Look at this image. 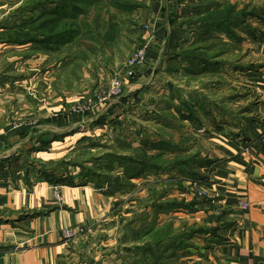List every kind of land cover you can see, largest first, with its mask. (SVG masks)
Returning a JSON list of instances; mask_svg holds the SVG:
<instances>
[{"label": "crops", "instance_id": "crops-1", "mask_svg": "<svg viewBox=\"0 0 264 264\" xmlns=\"http://www.w3.org/2000/svg\"><path fill=\"white\" fill-rule=\"evenodd\" d=\"M63 1L0 0V264L75 263L67 228L97 247L88 264H264V0H83L76 17ZM241 10L254 16L230 27L236 43L210 20ZM31 20L51 24L35 33ZM133 37L150 40L145 65L118 76ZM114 76L120 98L71 112ZM136 118L146 125L127 140ZM142 144L194 164L135 178L114 164L99 184L73 165L80 150ZM50 166L67 183L45 181Z\"/></svg>", "mask_w": 264, "mask_h": 264}, {"label": "trees", "instance_id": "trees-1", "mask_svg": "<svg viewBox=\"0 0 264 264\" xmlns=\"http://www.w3.org/2000/svg\"><path fill=\"white\" fill-rule=\"evenodd\" d=\"M83 0H69L68 3L66 2H62V4L60 3L59 9L61 11L64 10L65 8V4H68L69 6H73L71 8V10H69L70 13L74 14V17H76L78 14H82L83 13V6L85 4H87V2H85L84 4L82 3ZM254 14L251 12H247L245 10H241L239 12H232L229 11V13H221L219 15L216 16L215 19L210 20L212 21H217V30L221 33H223L225 36L234 39L235 41L240 42V38L236 35L235 32L231 31L230 27L233 25L235 27H238L239 25L243 24V21H245V19L247 17H253ZM63 16H61L60 18L62 19ZM61 19H60V23H61ZM232 19V20H231ZM209 21V20H208ZM214 23V22H212ZM28 26L30 27V30L32 32H39V31H45L46 28H48L51 24L50 21L47 22H42L39 23L38 25L36 24V21L31 20L30 22H27ZM70 27V25H69ZM60 28L62 29V32H65V28L66 25H62L60 24ZM250 35L252 34L249 33ZM60 39V37H59ZM63 39V38H62ZM49 40L48 36H43L42 41L38 42L37 41V37L36 35H31L30 33L27 34L26 36V41L27 43H32V44H36V43H42V44H46ZM61 40V39H60ZM203 63L207 64L209 58L204 57L202 58ZM191 119V118H190ZM99 123V122H98ZM148 146L151 149H160L162 147V145H153V144H148V145H141L139 148V151L133 149L132 151V155L127 156V155H120V154H109V152H106L105 150V158L107 157L108 163L113 162V164H118L120 165L119 167H121L123 169V172L126 173H130V176L132 178L138 177L140 175H143L145 173H165V172H170L172 169H176L178 166H182L184 164L190 163V164H194V159H186L183 160L182 158H178L175 157L173 160H169V159H165L163 154H160L158 156H153V155H148L143 149V147ZM103 151V153H104ZM108 155V156H107ZM139 158V159H137ZM68 165H72V164H68ZM73 165L79 167L80 165L74 163ZM57 168V169H56ZM105 170V169H104ZM104 170L102 171L101 169H99L97 172L91 171V170H86L88 173H83L81 174L82 176L85 177H92L96 180V182L99 184L101 182H104L106 180H108L109 175L104 173ZM55 171H61V169L58 170V167L56 166H50L49 168H44V170L42 171V176L45 179V181H47L48 183H67V181H63V180H57V178L54 176L55 175ZM91 171V172H90ZM106 171V170H105ZM193 180H198V178H195ZM70 183H73V181H70ZM149 248V247H147ZM147 248L143 249V253L146 252Z\"/></svg>", "mask_w": 264, "mask_h": 264}, {"label": "rangeland", "instance_id": "rangeland-1", "mask_svg": "<svg viewBox=\"0 0 264 264\" xmlns=\"http://www.w3.org/2000/svg\"><path fill=\"white\" fill-rule=\"evenodd\" d=\"M252 21L253 20H251V24H253ZM256 24H258V23H256ZM136 30H137V33L139 34V32L143 31V25H137L136 26ZM235 33L237 34V31H235ZM137 41H138V39L136 37L135 38L133 37L132 40H128V39H126V41L123 40V44H122L121 48L124 49V47L128 46L127 42H129V46L131 48H133ZM240 41H241V38H240ZM236 43H239V42L236 41ZM138 46L139 45L135 46L133 49H136ZM217 46H219L220 49L223 48V47H221V45H217ZM216 52L222 53V51H220V50H217ZM208 55L212 56V53H210ZM159 92H161V86H159ZM177 92L178 91H176V93ZM143 122L144 121H142L140 118H138V119L136 118L135 121L132 122L131 120H129V122L126 123L124 135L127 137V140H130L131 137H133L134 133H136L135 129H137L138 131L142 130L141 128L144 129V126L146 124L143 123ZM128 127H131L132 130L131 131L128 130ZM103 151H99V149H92L90 152L89 151L86 152V150L77 151L76 155H74L73 161H74V163L80 165L79 166V169H80L79 173H81V174L88 173L86 170H91V171L97 172L99 169H101L103 171L104 169L110 168V166L113 167V165H114L113 162H111V163L109 162L108 163L107 157L105 158V156H106L105 154H107V153H105V151L103 153ZM106 152H109L108 155L109 154H112V155H114V154H116V155L117 154H122V155H127V156L132 155V151L130 149H128V148H125V146H124V148H121V146H120L118 149H117V147L116 148H114V147L113 148H109V150L106 151ZM116 165H118V164L116 163ZM118 166H120V165H118ZM85 178H88V177H85ZM194 181H196V180H194ZM197 182H200V181H197ZM198 185L200 186L201 190L206 191L203 188L204 186L202 185V182H200ZM206 192L208 193V191H206ZM55 197H56L57 201H59V197H58L57 194L55 195ZM204 199H206V198H204ZM67 229H69V228H67ZM127 229H130V227L128 226ZM77 232H78V234H77L76 238L72 242H69V243L71 245L73 242H75V243H73V245H74V244H76V241L78 240L77 242H78V244L80 246L77 248V245H75L76 248H77L76 249L75 261H74L75 263H68V264H88V261L86 262V260L89 259L88 258L89 254H92V253L96 252L97 247L96 248H92L94 243H93L92 240H90V236H88L89 234L86 233L85 230H82V228H80ZM127 236L129 237V239L132 237L131 230H128ZM88 238H89V240H88ZM62 242H63V240H62ZM69 243H66V244H69ZM109 261L112 264H114V262H116L118 264H123L125 262V261L121 262V260H118L117 258L115 259L114 257H111ZM146 263H147V261L143 263L142 260H138L134 264H146ZM62 264H67V263L64 262Z\"/></svg>", "mask_w": 264, "mask_h": 264}, {"label": "built area", "instance_id": "built-area-1", "mask_svg": "<svg viewBox=\"0 0 264 264\" xmlns=\"http://www.w3.org/2000/svg\"><path fill=\"white\" fill-rule=\"evenodd\" d=\"M145 29L150 31L149 26L145 27ZM149 39H151V36ZM149 39H147L140 47L136 48L134 52L125 60L121 68L118 70V76L120 75L125 76L126 78H132L136 73V70L145 65L150 43ZM123 93L124 90L120 79L117 76H114L106 86L98 88L91 97L78 101L72 107L71 112L77 115H87L102 104H105L112 99L120 98ZM260 96L264 99V91L261 92ZM192 183L193 193L196 198H210L206 191L200 189V186L198 185L200 182L194 181ZM239 206L243 210L248 208V204L246 202H241ZM77 234V231L69 228L62 231L61 237L64 243H69L76 238Z\"/></svg>", "mask_w": 264, "mask_h": 264}]
</instances>
